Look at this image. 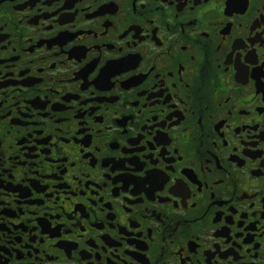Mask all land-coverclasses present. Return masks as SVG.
I'll use <instances>...</instances> for the list:
<instances>
[{
  "label": "flooded vegetation",
  "instance_id": "1",
  "mask_svg": "<svg viewBox=\"0 0 264 264\" xmlns=\"http://www.w3.org/2000/svg\"><path fill=\"white\" fill-rule=\"evenodd\" d=\"M0 264H264V0H0Z\"/></svg>",
  "mask_w": 264,
  "mask_h": 264
}]
</instances>
